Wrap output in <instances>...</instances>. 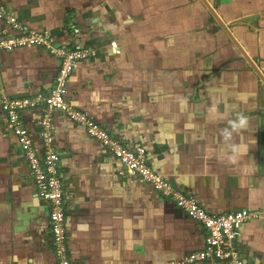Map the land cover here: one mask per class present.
Returning a JSON list of instances; mask_svg holds the SVG:
<instances>
[{"label": "crops", "instance_id": "crops-1", "mask_svg": "<svg viewBox=\"0 0 264 264\" xmlns=\"http://www.w3.org/2000/svg\"><path fill=\"white\" fill-rule=\"evenodd\" d=\"M264 76V0H207ZM62 47H88L68 100L208 213L264 209V85L199 0H0ZM75 29L78 31L74 33ZM2 24L0 23V28ZM41 48L0 52L3 98L54 88ZM0 105V264H56L49 206ZM36 111L24 121L38 143ZM72 264H172L204 248L205 231L56 114ZM248 264H264V216L240 228ZM197 264H220L217 262Z\"/></svg>", "mask_w": 264, "mask_h": 264}, {"label": "built area", "instance_id": "built-area-1", "mask_svg": "<svg viewBox=\"0 0 264 264\" xmlns=\"http://www.w3.org/2000/svg\"><path fill=\"white\" fill-rule=\"evenodd\" d=\"M0 23V52L41 48L59 62L54 88L48 94L21 99L3 98L0 104L3 118L26 160L35 196L49 206L50 243L56 264H72L68 249L64 184L55 146L53 118L56 114L66 117L82 129L104 148L111 158L118 161L122 168L121 176L134 177L152 187L202 227L205 231L204 248L172 264H248L238 244L240 228L251 220L263 217L264 209L257 213L251 210L234 211L221 216L208 213L195 199L177 189L149 165L146 150L141 144L128 146L114 138L86 112L70 103L67 97L70 76L80 63L96 56L94 49L57 46L49 32L29 28L4 6H0ZM72 29L75 34L78 33L75 27L72 26ZM30 111H36L40 115L38 143L32 138L29 126L24 121L25 113Z\"/></svg>", "mask_w": 264, "mask_h": 264}, {"label": "water", "instance_id": "water-1", "mask_svg": "<svg viewBox=\"0 0 264 264\" xmlns=\"http://www.w3.org/2000/svg\"><path fill=\"white\" fill-rule=\"evenodd\" d=\"M201 3L205 6L213 20L216 22V24L223 30V32L226 34V36L229 38V40L232 42V44L237 48V50L240 52L242 57L245 59L247 64L250 66L252 71L256 74L258 79L262 82L264 85V76L260 72V70L257 68V66L253 63V61L249 58V56L245 53V51L242 49V47L239 45L237 40L234 38V36L231 34L227 26L222 22V20L218 17L215 10L212 8V6L207 2V0H200Z\"/></svg>", "mask_w": 264, "mask_h": 264}, {"label": "flooded vegetation", "instance_id": "flooded-vegetation-1", "mask_svg": "<svg viewBox=\"0 0 264 264\" xmlns=\"http://www.w3.org/2000/svg\"><path fill=\"white\" fill-rule=\"evenodd\" d=\"M200 1V0H199ZM201 2V1H200ZM247 63V62H246ZM248 68H250V66L247 64ZM251 69V68H250Z\"/></svg>", "mask_w": 264, "mask_h": 264}]
</instances>
